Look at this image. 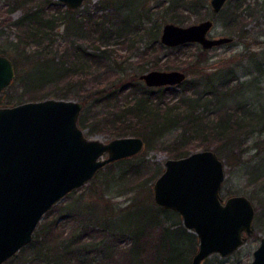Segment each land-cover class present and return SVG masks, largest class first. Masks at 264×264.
Segmentation results:
<instances>
[{
    "label": "trees",
    "instance_id": "obj_1",
    "mask_svg": "<svg viewBox=\"0 0 264 264\" xmlns=\"http://www.w3.org/2000/svg\"><path fill=\"white\" fill-rule=\"evenodd\" d=\"M29 1L12 0L7 11L24 9L23 14L11 23L17 29L12 44L18 55L9 58L16 71L13 80L0 93V106L20 103L27 95L35 99L50 95L80 99L85 102V108L79 125L88 129L87 136L99 132L112 137L140 136L146 150L154 140L160 142L167 133L179 130L177 139L170 144L165 143L170 148V158L186 156L198 148H212L229 165L238 167L245 162L251 165L249 173L253 184H261L257 190L261 205L257 209L263 208L259 213L264 217V137L261 138L264 133V103H258L259 97L264 95L259 87L264 78V58L254 48L259 38L264 36V0L226 2L219 14L229 29L227 34L236 35L243 44L238 61L225 70L200 73L198 78L188 79L187 76L181 84L175 85L182 89L176 99L168 95L175 86L148 87L137 75L126 78L122 86L111 85L110 89L85 92L81 83H85L91 74L92 65L96 67L99 62L110 60L113 45L133 44L137 36L140 40L145 34L150 40L159 41L160 25L149 28L144 24L146 20H152L156 14L158 19L160 12L164 11L171 13L170 21L183 24L189 16L184 11L198 15L197 10L205 0H165L168 6L164 9L161 1L150 6L147 0H134L138 4L130 7L129 0H98L94 9H88L81 17H77L78 9H63L58 1L54 2L58 9H53L49 2L48 6H40ZM125 6L129 9H124ZM97 11L103 14L97 15ZM4 22L0 21V27L7 26ZM62 27L65 35L56 39L54 36H59L58 31ZM30 44L36 49L24 53ZM208 50L202 49L201 54ZM183 63L177 59L169 60L165 65L185 72ZM106 65L109 66V62ZM93 106H101L102 110L89 117ZM256 132V152L244 160L243 154L247 150L244 147ZM141 156L138 154L101 169L88 183L93 187L89 192L90 199L102 196L96 187L101 175H106L103 187L114 185L113 169L116 166L129 163L131 178L134 176L136 179L143 165L144 155ZM77 190L65 197L71 198L70 202L55 204L38 225L32 241L3 264H119L117 255L120 251L124 253L126 264L140 263L138 247L123 246L122 243H131L130 239L134 241L147 228L157 226L164 256L155 255L151 264H170L175 259L164 243L173 234L193 245L187 259V264H191L198 250L196 235L179 223L168 225L173 214L178 215V212L153 203L123 213L111 205L100 209L98 202L101 197L84 206L83 192L71 197ZM59 210L61 213L57 214ZM134 216L138 220L129 219Z\"/></svg>",
    "mask_w": 264,
    "mask_h": 264
},
{
    "label": "water",
    "instance_id": "obj_2",
    "mask_svg": "<svg viewBox=\"0 0 264 264\" xmlns=\"http://www.w3.org/2000/svg\"><path fill=\"white\" fill-rule=\"evenodd\" d=\"M69 10L85 0H58ZM228 0H210L219 13ZM211 18L182 25L166 22L160 42L176 47L198 43L203 49L233 41L211 36ZM15 76V64L0 53V93ZM148 87L175 86L187 79L183 70L145 71L139 75ZM85 102L45 98L0 106V264L33 239L43 217L69 193L93 180L108 164L140 154V136H118L103 141L89 137L79 125ZM223 159L213 149H201L168 158L153 185L155 202L182 216L184 226L199 238L191 264H202L212 254L226 257L253 233L256 208L245 194L225 200ZM250 264H264V236Z\"/></svg>",
    "mask_w": 264,
    "mask_h": 264
},
{
    "label": "rangeland",
    "instance_id": "obj_3",
    "mask_svg": "<svg viewBox=\"0 0 264 264\" xmlns=\"http://www.w3.org/2000/svg\"><path fill=\"white\" fill-rule=\"evenodd\" d=\"M55 1L58 0H30L29 2H32L33 5L40 4V6L43 4L48 6V2H49L51 4V7H53V9H58L54 4ZM129 1L131 2L129 5L130 7H135L136 4H138V2L134 0H129ZM159 1L163 3L162 4L163 9L165 8V6H168V1L165 2V0H147V4H149L150 6L151 5L154 6ZM11 2L12 0H0V21H5L4 23H6L7 25L0 27V51H3L8 57L13 59L18 55V51L16 47L12 44L13 41H15L14 34L17 32V29L14 26L12 27L11 23H13V21H15L23 14L24 9L16 8L15 11L13 12L10 11L7 12L9 9V4H12ZM97 3L98 0H85L83 6L78 8L79 12L77 17L85 16L87 13L86 11L88 9H94ZM61 4H62V6H60L61 8L62 7L63 9L66 8L63 3ZM129 6L128 7L125 6L124 9H129ZM112 10L113 9H111L110 11ZM197 11H199L198 15L193 14L192 11L191 12L187 10L184 11V14L189 16L187 17L186 22L183 23L182 25H189V24L197 23L206 18H211L215 21V25L210 33L211 36L213 37L229 36L227 34V31L229 30L228 27L225 25L224 20H222L221 14L219 13L215 14V12L212 10L210 0H205L203 3H201ZM96 14L102 15L103 13H101V11H97ZM126 14L127 12L125 11V16ZM160 14H161L160 18L157 19V14H156L152 18V20L149 21L146 20L144 22V24L146 23V26H148L149 28L160 25L159 41L154 42L152 39L150 40L147 37L148 34H145L144 35L145 37H143L140 40L139 37L137 36L136 42L133 44H127V45L118 44L115 46L113 45L112 48H114V52L110 56V60L109 61L107 60L106 63L99 62L96 67L92 65L90 72L91 74L86 78L85 83H81L85 87L84 90L85 92L90 91L91 89H98V88L110 89L111 88L110 86L114 84L122 86L124 84L123 81L126 78L129 79L131 76L134 75L139 76L145 71H149L152 69H158V70L181 69V68H169L168 66H166L165 63L168 62L169 60H177V59L183 60L184 68H186L185 72L188 76V79L198 78L200 76V73L203 72H215V71L225 70L230 66L235 65L236 62L238 61V58L240 57L243 51V44L241 41L238 40V37L236 35L231 36L233 37V41L211 48L205 54H201V50L203 48L198 43H187L188 45L183 44L176 47L165 46L160 42V35L163 25L166 22H172L170 21L171 13L161 11ZM58 33L59 36L57 35L54 36L56 39H60V36L65 35L64 27H62L61 29L59 28ZM259 39H260L259 43L256 44L254 48L257 51L261 52L264 58V36H262ZM153 42L156 44H154ZM27 47L28 48L24 49V53L26 54H28L29 52H33L36 49L31 44L28 45ZM56 47L57 44L54 45V48ZM60 50H62V48H60ZM106 57L107 56H105L104 59H107ZM108 62H109V66L106 65ZM154 65H157V68H153ZM15 71H16V67H15ZM123 77H125L123 80L120 79ZM244 78H248V76H245ZM261 80L262 82L259 84V87L262 89L261 92L264 94V78H262ZM181 90L182 89L180 87L175 86L174 91H172V89L168 91V95L171 98L176 99L178 94H181ZM17 92L19 91L17 90ZM40 93L41 92H39V94ZM50 97L57 98L56 96L53 95L47 96L46 98H50ZM67 99H75V98H67ZM23 100L30 101V100H41V99H35L30 96L28 97L27 95L24 96ZM75 100H80V99H75ZM258 100H259L258 101L259 104L264 103V95L263 97H259ZM97 110H102L101 106L96 108L95 106H93V108L89 112V117H92V115L96 113ZM90 121L92 122L93 119L90 118ZM84 131L86 133L88 129H84ZM179 133H180L179 130L172 131L170 133H167L165 138L161 139L160 142L158 140L156 141L154 140L152 145L147 150L144 147V150L139 154V155L142 154L141 157H143L144 155L143 165L139 171V176H137L136 179L134 178V176L133 178H131L130 173L132 172H130L129 170V165H128L129 163L125 165L121 164L113 169L115 173V182L114 185L112 184L111 187H107L106 185L103 187L104 184L103 181L106 182V178H105L106 175L100 176L99 178L100 180H98V182L100 181V183L96 185V187L98 188V191H100V195L102 196H98L97 198L90 199L89 192L93 189V187L91 186V184H89L90 186L86 184L83 186L85 189L82 187L81 189L76 191L77 193L72 194L71 197L78 196L80 193L83 192L82 195H84L83 196L84 199L83 202L85 203L84 206L95 203L94 201L98 200V198L101 197L100 202H98L99 205L101 206L100 209H103L106 205H111L114 206V209H116L117 212H121V213L130 210H136L141 206H147L151 203L157 206V203L155 202L154 199L153 185L156 179L163 173L165 169V161L171 157L170 148L167 145H165V143L167 144L172 143L174 139H177L178 137L177 135ZM89 137H98L103 141H109L110 139L114 138L110 134L104 132H99L98 134ZM262 137H264V133L262 134L261 138ZM256 138H257V132L253 134L251 139L248 141L247 147H244L247 149L246 151H244L243 154L244 160H248L256 152V148L254 147L256 144L255 143ZM196 150H201V149L198 148ZM221 159H223L224 161L225 172H226V177L221 188V196L223 197L224 200L229 196L235 194H245L249 198H251L256 208L255 218L253 221L254 230L251 235L246 236L245 243L231 255L222 257L219 254H212L211 256L206 258L202 264H250L253 260L254 250L259 246L261 237L264 236V217L259 213L263 211V208H261L260 211H258L259 209H257V207L261 205L259 201L260 195L257 193V190L261 188L260 187L261 184L259 183L253 184L251 180V174L249 173L251 165L250 164L248 165V162H245L241 166L235 167L227 164L226 160L223 157ZM139 160L142 159L139 158ZM108 178H111V176H109ZM70 200L71 198H64L63 200L58 202V204L70 202ZM56 213L60 214L61 211L59 210ZM259 215L261 216L258 217ZM160 217L165 218L164 215H161ZM125 218L128 217L125 215ZM129 219L138 220L136 216H134V218H129ZM173 222L179 223L183 227H185L183 224L182 216L180 214L175 215L174 213L168 225H171ZM179 237L180 235L173 234L164 242L165 244H167V248L169 247L168 253H172L175 256V259L170 264H187L188 255L192 253L193 245L191 244V242H187L186 240L184 241ZM130 240L131 243H129V241L128 242L126 241L125 243H122L123 246L135 245L138 247L141 253L140 263L133 262L132 264H151V261L156 258L155 255L160 254L162 257L164 256V254L161 253L160 230L158 226L156 228H147L144 231V233H142V235L139 236V238L135 239L134 241L133 239ZM198 246H199V238L197 237L196 248H198ZM152 257H154V259H152ZM117 258H119L120 260L119 264H126V262L124 261V253L122 251L118 253ZM110 264H115V263L110 262Z\"/></svg>",
    "mask_w": 264,
    "mask_h": 264
}]
</instances>
